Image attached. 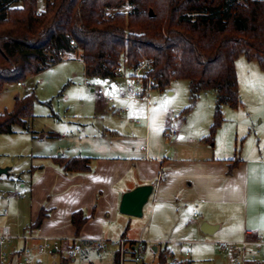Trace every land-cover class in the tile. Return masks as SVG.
Listing matches in <instances>:
<instances>
[{"label": "crops", "instance_id": "obj_1", "mask_svg": "<svg viewBox=\"0 0 264 264\" xmlns=\"http://www.w3.org/2000/svg\"><path fill=\"white\" fill-rule=\"evenodd\" d=\"M44 8L45 0H39L38 10ZM72 59L82 62L78 56L64 61ZM240 64L241 70L260 83L259 72L264 71L256 61L245 57L236 61L238 81ZM95 79L106 85L114 82L118 89L124 83L123 78ZM171 85L164 90L167 95L175 94ZM254 91L263 100L260 131L255 134L256 143L244 142L241 157L237 159L239 136L235 134L230 139L222 136L225 120L213 138L209 137L211 125L205 121L193 131L191 128L189 131L186 123L176 126L179 133L171 143L158 138L151 128V99L148 106L144 102L128 103L130 111L123 114L115 110L124 102L116 101L112 107L98 101L95 115L101 121L99 127L88 134L68 138L64 145L58 144L62 138L43 143L47 134L39 137L41 145L37 139H27L25 131L17 128H13L12 134H0L11 137L1 143L0 154H23L29 161L18 170V184L23 192L15 194L12 212L15 216L8 220L9 213L3 215L6 210L3 208L0 227H9L14 235L49 237L55 246L49 256L59 251L58 247L63 248V243L73 244L74 239L80 242L81 250H94L96 239L127 238L146 241L156 254L165 249L178 263L172 249L175 246L199 244V249L212 253L220 243L248 238V232L264 238V95L261 93L264 89L259 84ZM240 92L239 86V95ZM172 116V112H166L168 125H174ZM219 138L227 141L217 155ZM77 157L89 159V170L64 171L59 158ZM142 185L154 186L146 217L144 209L140 218L121 214L122 195ZM74 213H81L86 219L78 233L72 222ZM40 214L44 218L36 227ZM19 242V246L3 248L13 255L12 264L21 262V257L14 256L23 245V241ZM38 259L47 264L45 257ZM216 260L215 264H233L229 254L217 256ZM127 264L136 263L128 260Z\"/></svg>", "mask_w": 264, "mask_h": 264}, {"label": "trees", "instance_id": "obj_2", "mask_svg": "<svg viewBox=\"0 0 264 264\" xmlns=\"http://www.w3.org/2000/svg\"><path fill=\"white\" fill-rule=\"evenodd\" d=\"M0 0V92L79 53L86 78L112 79L122 64H153L156 88L189 82V113L201 94L215 95L210 138L224 107H241L236 61L254 60L264 71V1L258 0ZM152 12V14H151ZM74 42V46L70 42ZM33 94L16 98L0 114V134L27 128ZM66 172L88 171L89 159L59 158ZM40 214L36 223L43 220ZM72 215L79 232L85 222ZM157 264H180L163 249ZM118 264L117 256L113 263Z\"/></svg>", "mask_w": 264, "mask_h": 264}, {"label": "rangeland", "instance_id": "obj_3", "mask_svg": "<svg viewBox=\"0 0 264 264\" xmlns=\"http://www.w3.org/2000/svg\"><path fill=\"white\" fill-rule=\"evenodd\" d=\"M76 56H79L78 52L67 55L69 58ZM241 59V61H246L243 58ZM259 73L264 78V73ZM239 74L238 83L241 88L239 96L242 105L236 111L229 107L222 111L223 121L225 120L222 136L229 139L235 134L237 137L239 136L236 142V159L239 156L241 157L240 154L244 142L246 145L247 142L256 143V138L254 137L260 131L258 123L260 120L259 116L262 113L263 100L258 99V93H255L254 90L259 84L264 89V79L260 78L259 83L251 74L248 75L245 70H241V64L239 65ZM97 81L102 82L95 78L85 77L82 62L74 59L64 61L36 76L27 78L22 82V86H17L16 83L6 84L0 92V114L11 111L17 97L22 98L33 94L36 99L33 106V118L28 120L26 129L18 125L14 126V128L25 131L29 140L37 139L38 143H41L39 137L42 134H47L48 137L42 141L43 143L62 138V141L58 142V144L64 145L68 138L93 132L101 124V121L97 120L98 117L95 115V109L100 102H98L99 100L95 96L93 89L94 86L99 84L104 87H107V85L96 83ZM170 88L175 91V94L167 95L165 91L160 92L159 89L152 92L153 96L151 94V128L153 132L155 129L154 133L158 138L167 139L165 130L168 124L165 116L166 112L169 111L173 113L172 118H175L172 120L175 121L173 126L182 127L186 123L188 129L191 128L193 131V128L204 121V123L213 124L215 108L213 93L208 92L201 95L190 109V112L185 114L183 110L191 104L189 82L176 80L173 81ZM261 93L264 95V91ZM262 97L264 98V96ZM162 126L164 127L163 131ZM217 132L218 129L216 130ZM7 139L9 140L11 137L9 135H0V145ZM226 141V139H218L215 148L217 155L222 152L221 147H226ZM167 142L171 143V140L167 139ZM27 164H29V161L23 154H0V168L8 169L7 173L0 175V215L3 208H5L9 213L8 220L15 216L13 214L16 201L15 194L23 192L18 184V176L20 175L18 170L26 167ZM149 207L150 205L144 207L145 217ZM19 241V239L13 240L5 246V249L8 250L9 247L19 246ZM151 247L152 245L147 244V252L142 264H157L158 254L154 253ZM199 248V244H182L181 246L172 247L175 258L180 264H215L214 261L217 256L219 258L225 255L220 252L219 245L217 249L214 248L212 250V253L206 250L202 251ZM57 249L59 251L52 256H49L50 254L43 256L47 264H109L113 260L111 253L104 257H98L97 252L90 248L81 250L73 258L71 256L72 244L70 242L63 243V248L58 247ZM185 253H188V255H185ZM212 256H216V258L213 259Z\"/></svg>", "mask_w": 264, "mask_h": 264}, {"label": "built area", "instance_id": "obj_4", "mask_svg": "<svg viewBox=\"0 0 264 264\" xmlns=\"http://www.w3.org/2000/svg\"><path fill=\"white\" fill-rule=\"evenodd\" d=\"M70 44L75 45L73 41ZM152 71L153 64L147 59H142L133 67L122 64L115 70V77L110 79L123 78L122 89H118L117 84L112 82L107 87L94 86L93 91L99 101L112 107L116 101L124 102L125 104L115 111L121 114L128 113L130 111L128 103L144 102L147 106L149 105L151 93L157 89ZM21 85L18 83V86ZM178 133V128L173 125H168L165 130L166 138L171 141L177 138ZM142 148L147 151L146 146H142ZM3 215L7 216L8 211L4 210ZM247 236L248 238L240 242L220 243V251L231 255L233 264H264V238L249 232ZM16 239L23 241L22 247L14 253L16 258L21 257V262L18 264H44L39 261L38 257L50 254L54 247V243L49 237L32 234L14 235L9 227H2L0 229V264H12L13 255L8 254L3 248ZM72 243L71 256L75 258L81 251V245L78 239H74ZM93 243V249L97 252L98 257H104L111 253L113 257L117 256L118 264H125L128 260L140 264L145 259L147 252V243L142 239H96Z\"/></svg>", "mask_w": 264, "mask_h": 264}, {"label": "water", "instance_id": "obj_5", "mask_svg": "<svg viewBox=\"0 0 264 264\" xmlns=\"http://www.w3.org/2000/svg\"><path fill=\"white\" fill-rule=\"evenodd\" d=\"M152 14V12H151ZM8 169L0 168V175L7 173ZM153 185H142L122 195L119 212L123 215L140 218L143 216V209L153 194ZM205 233L208 231L203 230ZM156 250V248H155Z\"/></svg>", "mask_w": 264, "mask_h": 264}, {"label": "snow or ice", "instance_id": "obj_6", "mask_svg": "<svg viewBox=\"0 0 264 264\" xmlns=\"http://www.w3.org/2000/svg\"><path fill=\"white\" fill-rule=\"evenodd\" d=\"M261 79H264V78H261ZM96 83H103V82L97 81ZM165 103H166V102H165Z\"/></svg>", "mask_w": 264, "mask_h": 264}]
</instances>
